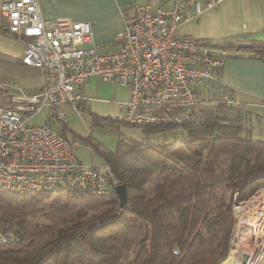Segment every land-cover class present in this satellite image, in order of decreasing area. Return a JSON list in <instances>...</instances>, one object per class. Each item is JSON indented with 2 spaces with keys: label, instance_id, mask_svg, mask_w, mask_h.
<instances>
[{
  "label": "trees",
  "instance_id": "obj_1",
  "mask_svg": "<svg viewBox=\"0 0 264 264\" xmlns=\"http://www.w3.org/2000/svg\"><path fill=\"white\" fill-rule=\"evenodd\" d=\"M237 46L264 59V37ZM4 63L23 64L0 54ZM200 111L199 122L142 126L150 133L180 127V137L120 138L114 151L101 150L116 182L126 186L123 207L113 189L25 195L0 189V264H217L224 259L233 190L245 199L264 187V139L242 135L248 112L241 101L206 100ZM59 126L66 135L65 123Z\"/></svg>",
  "mask_w": 264,
  "mask_h": 264
},
{
  "label": "built area",
  "instance_id": "obj_2",
  "mask_svg": "<svg viewBox=\"0 0 264 264\" xmlns=\"http://www.w3.org/2000/svg\"><path fill=\"white\" fill-rule=\"evenodd\" d=\"M203 1L213 7L222 0ZM189 6L197 15L194 0L135 4L115 35L117 48L100 51L89 21L45 19L38 0H0V17L22 44L21 62L43 70L36 92L10 93L0 103V189L16 195L112 190L110 166L84 164L75 154L79 141L59 126L67 120L61 104L81 108L88 98L78 86L91 77L127 89L118 107L122 121L137 126L199 122L206 100L239 104L217 72L222 59L179 34ZM36 114L42 119L32 122ZM240 206H234L236 219Z\"/></svg>",
  "mask_w": 264,
  "mask_h": 264
},
{
  "label": "crops",
  "instance_id": "obj_3",
  "mask_svg": "<svg viewBox=\"0 0 264 264\" xmlns=\"http://www.w3.org/2000/svg\"><path fill=\"white\" fill-rule=\"evenodd\" d=\"M147 1L38 0V4L41 16L45 19L68 18L73 21H89L93 40L99 50L101 47L117 48L115 35L123 29L132 14V7L129 6ZM194 1L199 12L195 15L193 6L187 8L186 17L178 28L179 34L193 36L201 41L200 44L210 48L215 55L223 56V59L220 57L222 59L220 78L233 89L236 98L245 104L247 112L251 109H264V59L254 57L251 52L237 46L250 38L264 37V0H222L213 7H206L203 0ZM0 54L14 61L15 58H21L22 54V44L6 32L1 17ZM20 66L30 70L37 68L21 63ZM37 70L34 73L40 77L39 84L29 93L36 92L41 85L43 70L41 68ZM92 79L96 77H91L78 86L81 93L83 86ZM9 94L5 93L6 101ZM36 115H40L37 122L41 121V114Z\"/></svg>",
  "mask_w": 264,
  "mask_h": 264
},
{
  "label": "rangeland",
  "instance_id": "obj_4",
  "mask_svg": "<svg viewBox=\"0 0 264 264\" xmlns=\"http://www.w3.org/2000/svg\"><path fill=\"white\" fill-rule=\"evenodd\" d=\"M2 22L6 25L3 19ZM11 35L14 36L13 34ZM112 49L114 48H99V50ZM220 55L219 57L223 59V56ZM15 65L16 64H0V103L6 101L5 93H18V91L29 93L39 84L40 77L38 74L34 73L35 70L38 71L37 68L33 67L34 69L30 70L20 65ZM81 91L82 94L88 98L81 108L73 109L71 105L63 103L61 104V109L64 111L67 118L65 122V134L69 139H76L79 141V144L75 148V154L78 159L86 165H99L105 163L101 150L114 151L120 138H134L147 142H158L163 139L160 137L166 136L172 138L174 136L180 137L184 135V131L180 127L150 133L143 131L142 126L129 125L122 121L118 103L126 100L128 94L127 89L123 86L102 82L96 78L86 83ZM43 112L45 113L46 111L44 110ZM247 115L244 127H242L241 130L242 135H249L254 139H264V109H251ZM39 118L40 115H35L31 121L37 122ZM54 124L57 126L56 123ZM121 172L123 174L126 173L124 169H122ZM125 178L128 177L124 176V179ZM116 183L119 182H116V179L113 178L111 183L113 190ZM113 190L110 189L109 194ZM258 190L260 192H257ZM261 192L262 194L260 195ZM238 193V188H235L232 192V223L229 230L228 250L224 259L220 260L217 264H224L225 261L229 259L227 257L233 247L232 236L237 221L234 217V206L244 203L245 207H248V203L252 201L255 202L258 197H262L261 199L264 200L263 186H258V188L245 199H240ZM37 221L41 222L42 219H38ZM258 264H264V252Z\"/></svg>",
  "mask_w": 264,
  "mask_h": 264
},
{
  "label": "bare ground",
  "instance_id": "obj_5",
  "mask_svg": "<svg viewBox=\"0 0 264 264\" xmlns=\"http://www.w3.org/2000/svg\"><path fill=\"white\" fill-rule=\"evenodd\" d=\"M261 198L249 203L247 200L248 207L240 206L237 210L233 247L224 264H258L261 259L264 252V200Z\"/></svg>",
  "mask_w": 264,
  "mask_h": 264
},
{
  "label": "water",
  "instance_id": "obj_6",
  "mask_svg": "<svg viewBox=\"0 0 264 264\" xmlns=\"http://www.w3.org/2000/svg\"><path fill=\"white\" fill-rule=\"evenodd\" d=\"M114 190L116 195L118 196L120 206L123 207L126 204L127 201V190L124 183H116L114 185Z\"/></svg>",
  "mask_w": 264,
  "mask_h": 264
}]
</instances>
